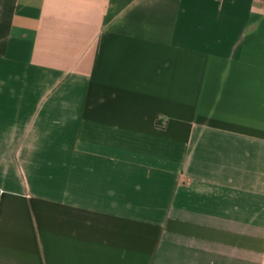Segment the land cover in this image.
I'll use <instances>...</instances> for the list:
<instances>
[{
    "label": "crops",
    "instance_id": "1",
    "mask_svg": "<svg viewBox=\"0 0 264 264\" xmlns=\"http://www.w3.org/2000/svg\"><path fill=\"white\" fill-rule=\"evenodd\" d=\"M0 264H264L261 0H0Z\"/></svg>",
    "mask_w": 264,
    "mask_h": 264
},
{
    "label": "built area",
    "instance_id": "2",
    "mask_svg": "<svg viewBox=\"0 0 264 264\" xmlns=\"http://www.w3.org/2000/svg\"><path fill=\"white\" fill-rule=\"evenodd\" d=\"M262 2H263V4H264V0H261Z\"/></svg>",
    "mask_w": 264,
    "mask_h": 264
}]
</instances>
